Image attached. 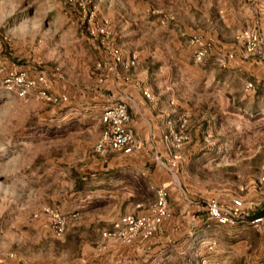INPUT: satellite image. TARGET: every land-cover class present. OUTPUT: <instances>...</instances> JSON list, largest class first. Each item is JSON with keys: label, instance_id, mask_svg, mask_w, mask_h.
<instances>
[{"label": "rangeland", "instance_id": "374dc122", "mask_svg": "<svg viewBox=\"0 0 264 264\" xmlns=\"http://www.w3.org/2000/svg\"><path fill=\"white\" fill-rule=\"evenodd\" d=\"M90 10L95 12L91 22ZM258 17L264 18V0H0L1 76L19 69L42 70L44 59L58 52L62 35L83 34L104 50L89 29L104 20L109 41L169 48L177 53L179 66L190 72V106L183 115L190 118V132L184 127L189 138L177 146L167 141L169 156H160L161 162L199 205L240 195L258 201L264 194L259 181L264 175V72L252 76L230 61L222 65L215 52L196 61L189 45L192 35L201 34L241 51L234 45L236 33L256 28L264 35ZM1 76L0 259L74 264L83 251L76 230L78 208L65 194L71 186L54 177L62 171V146L66 141L74 144L82 114L100 113L98 102H84L69 89L63 100L55 92L58 87L51 90L55 100L33 92L22 96L8 91ZM84 94L88 97L89 91ZM68 130L73 134L66 137ZM73 152L66 158L74 159ZM147 198L149 209L155 201L151 190ZM45 206L67 216L63 233L52 230ZM212 234L218 240L210 264H264L263 229L239 222L216 227Z\"/></svg>", "mask_w": 264, "mask_h": 264}, {"label": "crops", "instance_id": "0c3cea01", "mask_svg": "<svg viewBox=\"0 0 264 264\" xmlns=\"http://www.w3.org/2000/svg\"><path fill=\"white\" fill-rule=\"evenodd\" d=\"M259 19L257 23L264 33V18ZM58 39V52L44 57V68L30 74L46 71L51 90L58 87L55 92L62 95L69 89L81 94L84 102L86 98L94 99L100 110L97 116L81 115L84 123L74 144L66 141L62 146L64 153L59 161L65 165L59 166L62 171L54 177L71 186L65 194L74 198L78 208L76 230L83 251L74 264H210L216 256L218 240L212 231L224 225H208L205 205L190 197V191L159 158L169 156L167 141L172 131L180 130L184 124L190 132V118L183 116L190 106V72L179 66L177 53L169 48L163 51L137 44L128 47L122 40L111 41L126 56L134 50L138 53L134 67L116 72L109 65L107 53L94 39L83 34L62 35ZM229 64L250 70L252 76L264 72L263 64L253 58L238 57ZM124 75H129V79ZM87 91L88 97L84 94ZM119 100L128 105L129 126L142 147L132 153L113 149L99 153L95 144L104 127L102 111ZM69 133L73 134L68 130L65 136ZM71 151L76 155L72 160L65 156ZM163 186L169 191L170 214L162 233L147 240L139 237L133 243L103 237L102 232L121 215L147 213L148 191L156 198L157 189ZM1 257L0 261L7 264H36L20 262V257Z\"/></svg>", "mask_w": 264, "mask_h": 264}, {"label": "built area", "instance_id": "2783aa9c", "mask_svg": "<svg viewBox=\"0 0 264 264\" xmlns=\"http://www.w3.org/2000/svg\"><path fill=\"white\" fill-rule=\"evenodd\" d=\"M88 16L89 22H91L95 12L90 10ZM89 29L93 36L98 37V41L104 47L112 69L116 72L129 71L136 65L137 51H131L126 56L118 45L108 40L110 29L107 20L94 24ZM189 45L193 48V57L196 61H202L214 52L218 62L222 65H226L238 56L244 59L254 58L264 61V35L256 28H246L235 34L234 45L241 46V51L235 47L228 49L218 44L213 37H204L201 34L192 35L189 39ZM2 73L3 69L0 67V76ZM124 78L128 80L129 75H124ZM48 80L46 71L31 75L25 69L10 71L1 76V81L8 91H15L22 96L33 92L38 98L55 100L57 97L52 93ZM248 85L252 86V83ZM145 94L150 96L148 92ZM59 97L63 100L67 99L66 95H59ZM130 119L128 105L124 100L105 106L101 114L104 127L95 144L96 151L106 154L110 149H113L132 153L141 148V141L136 138L133 129L129 126ZM184 127L182 124L180 130H174L170 133L168 140L173 145L177 146L189 138ZM259 181L264 183V175ZM263 204L264 194L258 201H247L242 196H235L229 202L211 198L205 203L206 221L208 225L212 222L220 225H236L239 222H248L264 228V214L255 213L256 209ZM43 209L51 218L52 230L58 235L63 233L67 224V216L59 209L51 206H45ZM169 214V191L163 186L157 189L155 201L147 213L123 214L109 228L105 229L102 235L122 243H133L139 237L147 240L163 232L164 222ZM214 243L212 242V244ZM204 262L206 259H203Z\"/></svg>", "mask_w": 264, "mask_h": 264}, {"label": "trees", "instance_id": "16d2710c", "mask_svg": "<svg viewBox=\"0 0 264 264\" xmlns=\"http://www.w3.org/2000/svg\"><path fill=\"white\" fill-rule=\"evenodd\" d=\"M256 214L260 215V214H264V204L260 207H258L255 211Z\"/></svg>", "mask_w": 264, "mask_h": 264}]
</instances>
